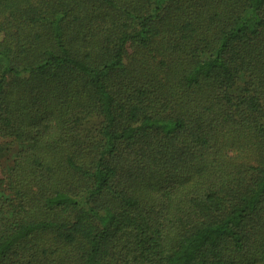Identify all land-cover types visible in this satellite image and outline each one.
Here are the masks:
<instances>
[{"label":"trees","instance_id":"trees-1","mask_svg":"<svg viewBox=\"0 0 264 264\" xmlns=\"http://www.w3.org/2000/svg\"><path fill=\"white\" fill-rule=\"evenodd\" d=\"M0 264H264V0H0Z\"/></svg>","mask_w":264,"mask_h":264},{"label":"rangeland","instance_id":"rangeland-1","mask_svg":"<svg viewBox=\"0 0 264 264\" xmlns=\"http://www.w3.org/2000/svg\"><path fill=\"white\" fill-rule=\"evenodd\" d=\"M0 172H1V165H0Z\"/></svg>","mask_w":264,"mask_h":264}]
</instances>
